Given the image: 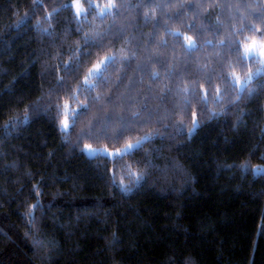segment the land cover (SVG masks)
Returning a JSON list of instances; mask_svg holds the SVG:
<instances>
[{
    "label": "trees",
    "instance_id": "trees-1",
    "mask_svg": "<svg viewBox=\"0 0 264 264\" xmlns=\"http://www.w3.org/2000/svg\"><path fill=\"white\" fill-rule=\"evenodd\" d=\"M73 1L0 0V264H264V0Z\"/></svg>",
    "mask_w": 264,
    "mask_h": 264
},
{
    "label": "snow or ice",
    "instance_id": "snow-or-ice-1",
    "mask_svg": "<svg viewBox=\"0 0 264 264\" xmlns=\"http://www.w3.org/2000/svg\"><path fill=\"white\" fill-rule=\"evenodd\" d=\"M77 7H78V13L77 14L79 15L80 14L79 5ZM93 7L94 6L92 4H89V8H93ZM113 7H115V5H113V4H109V5L105 6L101 10L100 15L101 16L106 15L109 12V10ZM181 7H183V5ZM257 19L264 21V16H258ZM249 31H260V30L250 28ZM188 39H189V44H188L187 50L191 51L192 49H194L196 47V45L194 42L191 41V38H188ZM221 43H223V42H221ZM233 47H234L235 52L237 54H239L241 61H243L245 59L256 60L259 57H264V40H261L259 42H257L256 40H253L251 44H245L243 53H240L239 41L233 42ZM108 59L111 60L112 58L109 57ZM67 70H69V69L66 66V71ZM260 71H261L260 69H257V73L249 74L247 76L246 80L244 81V83L241 85V89H243L244 85L247 82L251 81L253 79V76L258 74ZM95 74L98 76L102 75L99 68H97V70L95 71ZM155 77H156V74L154 73L153 78L155 79ZM234 79H238V78H234ZM90 87H94V85H90ZM73 115L75 116L76 114L74 113ZM195 126H196V121H193V127H195ZM68 127H69V124L65 120V122H63V125H62V130L67 131ZM140 145H141V141H137L135 144H128L126 148H124L122 151H120L118 153H115L114 156L122 159L124 155L132 152L134 149H138L140 147ZM261 171H264V170H261V169L255 170V172H261Z\"/></svg>",
    "mask_w": 264,
    "mask_h": 264
},
{
    "label": "rangeland",
    "instance_id": "rangeland-1",
    "mask_svg": "<svg viewBox=\"0 0 264 264\" xmlns=\"http://www.w3.org/2000/svg\"><path fill=\"white\" fill-rule=\"evenodd\" d=\"M109 4H112V2H108V4L103 5L101 7V10L105 6H107ZM78 5H79V8H80V14L79 15L77 14L78 13V7H77ZM73 8H74V11L77 14V16L80 17L83 14L84 7L81 4L80 0H74L73 1ZM191 41L195 43V41L192 38H191ZM256 41L259 42L261 40L257 39ZM251 43L252 42H250L248 44H251ZM188 44H189V39L186 38V45L188 46ZM243 52H244V46H243ZM108 61H109V59L107 58V59L99 62L98 64H96L95 66H93L90 69V71L88 73V76H87V80H86L87 81V84L92 83V81H90L91 78H93L95 76H98V75L95 74V71L97 70V68H99L100 72H102L103 68L105 67V65L107 64ZM255 61L258 63V66H257V68H255V71H253L252 73H257V69H260L261 71L258 74H256V75H259V74L264 73V57H259ZM239 83H240V86H241L244 83V81H240ZM77 111H78V108L77 107H69V106H67L65 108L66 117L64 118V121L63 122H65V120H66L67 123L69 124V127H70V124H71V120L74 117L73 114L74 113L76 114ZM69 127H68V129H69ZM136 142L137 141L131 142L129 144H135ZM127 145H125V146H123L121 148H118V149H110V148H107V147H95V146H92V145H85L84 148H83V150H84L85 154L87 156H90V157H95V156L102 155V156H106V157L113 158V157H115L114 156L115 153H118V152L122 151L124 148L127 147Z\"/></svg>",
    "mask_w": 264,
    "mask_h": 264
}]
</instances>
